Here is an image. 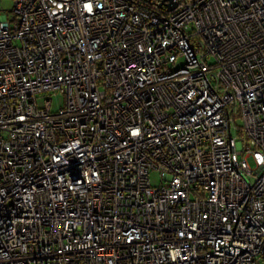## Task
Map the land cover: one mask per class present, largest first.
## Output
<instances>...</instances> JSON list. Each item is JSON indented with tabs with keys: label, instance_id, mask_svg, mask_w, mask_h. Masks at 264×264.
Segmentation results:
<instances>
[{
	"label": "built area",
	"instance_id": "2783aa9c",
	"mask_svg": "<svg viewBox=\"0 0 264 264\" xmlns=\"http://www.w3.org/2000/svg\"><path fill=\"white\" fill-rule=\"evenodd\" d=\"M12 1L0 264H264V0Z\"/></svg>",
	"mask_w": 264,
	"mask_h": 264
},
{
	"label": "rangeland",
	"instance_id": "374dc122",
	"mask_svg": "<svg viewBox=\"0 0 264 264\" xmlns=\"http://www.w3.org/2000/svg\"><path fill=\"white\" fill-rule=\"evenodd\" d=\"M0 7H2L6 11H9L8 13L9 19H11L14 16V13L12 12V7H13L12 0H0ZM45 97L52 98V105L56 110H58L59 106H62L64 104V96L62 94L53 95L52 93H50L45 95ZM249 164L251 167L254 166L252 160L249 161ZM150 181H151V185L154 187L161 186L162 184L165 183L161 175L154 170L150 172Z\"/></svg>",
	"mask_w": 264,
	"mask_h": 264
}]
</instances>
